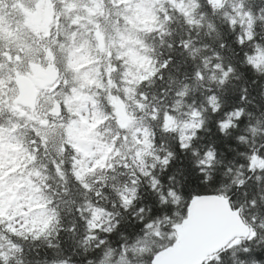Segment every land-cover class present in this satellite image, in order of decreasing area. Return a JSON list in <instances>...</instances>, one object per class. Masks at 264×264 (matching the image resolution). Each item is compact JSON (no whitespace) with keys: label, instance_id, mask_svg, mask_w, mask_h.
I'll return each mask as SVG.
<instances>
[{"label":"snow or ice","instance_id":"snow-or-ice-1","mask_svg":"<svg viewBox=\"0 0 264 264\" xmlns=\"http://www.w3.org/2000/svg\"><path fill=\"white\" fill-rule=\"evenodd\" d=\"M0 264H264V0H0Z\"/></svg>","mask_w":264,"mask_h":264},{"label":"clouds","instance_id":"clouds-1","mask_svg":"<svg viewBox=\"0 0 264 264\" xmlns=\"http://www.w3.org/2000/svg\"><path fill=\"white\" fill-rule=\"evenodd\" d=\"M194 163V161H192ZM181 163H183V160H181ZM196 175H200V173H196ZM215 176H211V177H205L203 183H208V180L209 179H214ZM172 184L171 181H164L163 182V187L164 189H167L170 185ZM175 188L176 190L179 192L180 189H181V182L179 180V178H177V180L175 181ZM147 193H145L146 195ZM153 199H157V194L156 193H153ZM157 206L160 207V208H163V209H166L168 207V205H164V204H160V203H157ZM172 210L173 212L176 211V207L173 205L172 206ZM127 211V210H126ZM138 213L133 211V214H132V217H131V220L129 222H135L136 221V217H137Z\"/></svg>","mask_w":264,"mask_h":264}]
</instances>
